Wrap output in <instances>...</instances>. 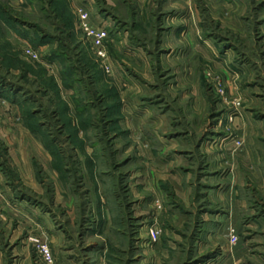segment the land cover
<instances>
[{
  "label": "rangeland",
  "instance_id": "374dc122",
  "mask_svg": "<svg viewBox=\"0 0 264 264\" xmlns=\"http://www.w3.org/2000/svg\"><path fill=\"white\" fill-rule=\"evenodd\" d=\"M64 1L53 22L0 0L22 25L0 11V264H220L237 151L264 134L263 61L240 71L264 56V0ZM77 8L107 31L108 75Z\"/></svg>",
  "mask_w": 264,
  "mask_h": 264
},
{
  "label": "crops",
  "instance_id": "0c3cea01",
  "mask_svg": "<svg viewBox=\"0 0 264 264\" xmlns=\"http://www.w3.org/2000/svg\"><path fill=\"white\" fill-rule=\"evenodd\" d=\"M237 1H240V5H243L246 8L251 6L250 3H248L249 1L247 0ZM223 5L224 4L222 3L221 6ZM211 17L213 21L217 20L213 17V14L211 15ZM256 19L257 21L259 20V18ZM245 20L247 21V19ZM251 22L254 25L256 23L254 20ZM240 33L242 34V32ZM249 56L248 58L245 57L247 61H243V64H241L240 66V71L242 73H244V69L247 66H253V68H255L257 65L256 62H259L258 60L261 61L262 59L264 64L263 53H260L258 55L257 52H253L252 50V54L250 53ZM250 59H252V62L250 61ZM128 104L134 107V104H131V101ZM22 129L25 134H28L23 127ZM28 138L31 137L28 136ZM28 140L30 141V139ZM13 151L11 152L13 153ZM237 152L239 159V182L237 184V188L239 194L237 195L235 203L228 207L226 223L227 241L229 238L230 230H237L236 233L242 235L243 237L241 241L235 246L236 248L233 247L234 252L232 251V249L227 251L219 263L264 264V134H249V136L247 137L245 134L244 145ZM2 181L3 180H1L0 177V189L1 186H5V182L3 184ZM230 186L231 185H229V187ZM155 263L159 264V261ZM163 264L170 263L169 261H164Z\"/></svg>",
  "mask_w": 264,
  "mask_h": 264
},
{
  "label": "built area",
  "instance_id": "2783aa9c",
  "mask_svg": "<svg viewBox=\"0 0 264 264\" xmlns=\"http://www.w3.org/2000/svg\"><path fill=\"white\" fill-rule=\"evenodd\" d=\"M76 17V30L85 41L89 44L92 53L99 60L101 68L104 70L105 74H110V67L108 61V52L106 43L108 41L107 31L102 27L95 25L89 16V13L82 8H77L74 11ZM25 54L33 60H38L37 54L31 49L26 48ZM150 239L152 242H156L158 239V234L155 230L150 231ZM238 236L235 230H230L228 244L230 247H235L238 243ZM41 252L44 259L50 262V254L46 247H41Z\"/></svg>",
  "mask_w": 264,
  "mask_h": 264
},
{
  "label": "trees",
  "instance_id": "16d2710c",
  "mask_svg": "<svg viewBox=\"0 0 264 264\" xmlns=\"http://www.w3.org/2000/svg\"><path fill=\"white\" fill-rule=\"evenodd\" d=\"M29 2L30 3L37 4L38 5L37 7L40 10V12H42L44 14H46V13H48L50 11H53L54 12V14H53L54 21L53 22L59 21V19L64 16V14H65V12L67 10V5H66V2L64 0H29ZM53 8H54V10H53ZM0 11L2 12V15L1 16L3 17V20L10 25L9 27H11L12 29H14L16 26H12L13 23H15V25L17 24L19 26H22L19 22H17L15 20V18H13L10 15H8V13L6 11H3V9H1V7H0ZM16 30H17V28H16ZM17 32L19 34H22L21 33V30H17ZM28 37H29V35H28ZM29 39L33 43V40H31L30 37H29ZM50 40H52V41H58V40H55V38L52 39L49 36H43L42 35V36H40V37L37 38V40H36L35 43H37V44H43V43H45L46 44V43H49ZM62 49L60 48L59 50H56V51L53 52V60L54 61L56 60V61L60 62L61 65H64L65 66L66 63H67V61H68V57H67L68 54L66 52H64V51L61 52ZM74 72H75V70H73V69H67V70L64 71L63 74H64L65 78L67 79ZM63 79H64V77H63ZM74 81H77V80L75 79L71 83H74ZM49 84H50L52 90L55 92V95H58V91H57L55 85H53L52 80H49ZM58 107L59 108H57V109H58L59 113L61 114V116H63L62 114L64 113V109H65L64 107L65 106L63 104H60L59 103V106ZM28 113L31 116L33 115V114H31L32 112L30 113V110H29ZM80 113H81V111H80ZM34 123H35V121H33V124ZM32 132L34 134H36V131L35 130L32 131Z\"/></svg>",
  "mask_w": 264,
  "mask_h": 264
}]
</instances>
